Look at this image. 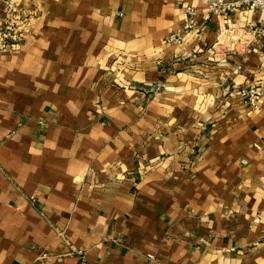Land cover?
Instances as JSON below:
<instances>
[{
	"label": "crops",
	"instance_id": "crops-1",
	"mask_svg": "<svg viewBox=\"0 0 264 264\" xmlns=\"http://www.w3.org/2000/svg\"><path fill=\"white\" fill-rule=\"evenodd\" d=\"M187 5L0 0V264H264V16Z\"/></svg>",
	"mask_w": 264,
	"mask_h": 264
},
{
	"label": "built area",
	"instance_id": "built-area-1",
	"mask_svg": "<svg viewBox=\"0 0 264 264\" xmlns=\"http://www.w3.org/2000/svg\"><path fill=\"white\" fill-rule=\"evenodd\" d=\"M204 5V11L200 10L192 5H187L183 12V27L180 32H174L170 34L166 41L169 43L182 44L184 42V36L193 32L198 25L199 17L204 22H209L213 16L219 15L223 12L234 11L243 7H247L253 10L259 11L264 16V0H202ZM13 12H9L7 24L0 27V51H12L18 50L26 41V23L23 20L16 21V16ZM251 36L256 38H264V26H256L252 28ZM228 43L238 44L242 42V39L234 34V32L227 31ZM233 95L238 98H242L249 102V104L259 109L261 107L264 90L261 86L247 85L240 86L233 90Z\"/></svg>",
	"mask_w": 264,
	"mask_h": 264
}]
</instances>
